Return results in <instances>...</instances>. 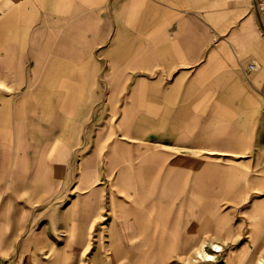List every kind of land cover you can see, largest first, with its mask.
<instances>
[{"label":"crops","instance_id":"1","mask_svg":"<svg viewBox=\"0 0 264 264\" xmlns=\"http://www.w3.org/2000/svg\"><path fill=\"white\" fill-rule=\"evenodd\" d=\"M249 153L264 171L252 0H0V252L166 264L210 251L214 205L245 186L226 158ZM217 234L234 238L220 264L258 263L259 228Z\"/></svg>","mask_w":264,"mask_h":264},{"label":"rangeland","instance_id":"2","mask_svg":"<svg viewBox=\"0 0 264 264\" xmlns=\"http://www.w3.org/2000/svg\"><path fill=\"white\" fill-rule=\"evenodd\" d=\"M248 154V158L251 159L250 166L246 160L247 157H227L226 163L228 165L235 164L236 161L241 163V184L249 185L243 186L241 193L236 196L235 202L217 203L214 205L215 211L221 214L223 219V225H218V219L210 221L209 230L213 233L208 236L210 238L209 249L210 251L200 248V244L195 247L191 252H177L172 253L169 261L166 264H220L225 258L229 245L233 242V237L224 235L220 237L217 231L222 226L227 231L235 225L241 224V227L248 230L250 227L255 226L256 229L261 230V234L257 236L256 247L258 249L257 264H264V171H260V166L255 167L253 161V155ZM253 161V162H252ZM252 169V173L250 172ZM257 169V170H256ZM249 173L253 176L251 179ZM251 185V186H250ZM229 189L227 188V191ZM238 190V189H237ZM226 191V196L229 192ZM227 199L230 197L227 196ZM248 232V231H247ZM248 237L242 236V242H246ZM249 243V242H248ZM221 244V245H219ZM218 245L219 248H214ZM204 247V246H203ZM222 248V251H220ZM226 248V251H223ZM220 251V252H218ZM206 254L210 255V259L206 258ZM245 255V251L242 250V256ZM25 255L23 252H0V264H24Z\"/></svg>","mask_w":264,"mask_h":264},{"label":"built area","instance_id":"3","mask_svg":"<svg viewBox=\"0 0 264 264\" xmlns=\"http://www.w3.org/2000/svg\"><path fill=\"white\" fill-rule=\"evenodd\" d=\"M252 7L257 15L259 23L264 26V0H252ZM253 69L254 65L249 64L244 71V75H247Z\"/></svg>","mask_w":264,"mask_h":264},{"label":"bare ground","instance_id":"4","mask_svg":"<svg viewBox=\"0 0 264 264\" xmlns=\"http://www.w3.org/2000/svg\"><path fill=\"white\" fill-rule=\"evenodd\" d=\"M214 248H217L218 249L219 246L218 245H215ZM205 256H206V258H208V260L210 259V255L206 254Z\"/></svg>","mask_w":264,"mask_h":264}]
</instances>
